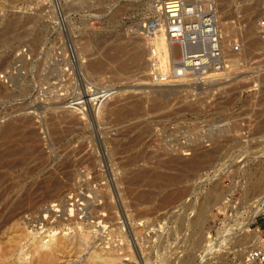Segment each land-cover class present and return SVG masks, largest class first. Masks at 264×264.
<instances>
[{"label": "rangeland", "instance_id": "1", "mask_svg": "<svg viewBox=\"0 0 264 264\" xmlns=\"http://www.w3.org/2000/svg\"><path fill=\"white\" fill-rule=\"evenodd\" d=\"M162 1L0 0V125H19L0 146L19 153L0 167V264H95L94 250L114 264H249L264 238L259 214L244 226L264 200L251 191L264 180V0H214L225 48L242 49L222 79L155 86L144 27ZM205 198L209 217L191 225ZM50 231L68 244L44 256L34 245ZM233 232L260 240L238 258L222 248Z\"/></svg>", "mask_w": 264, "mask_h": 264}, {"label": "built area", "instance_id": "2", "mask_svg": "<svg viewBox=\"0 0 264 264\" xmlns=\"http://www.w3.org/2000/svg\"><path fill=\"white\" fill-rule=\"evenodd\" d=\"M158 1L154 0V3ZM159 7L164 16L162 32L169 45V60L167 67L159 61V50L154 43L157 20L151 18L144 30L149 41L147 74L152 83L171 84L174 80L190 77L194 84L201 85L208 81L204 77L210 70L222 72L227 69L214 0L194 1L186 5L183 0H163ZM255 31L264 51V3L255 22ZM240 48V43L234 41L232 51L238 52ZM105 89L108 88L100 87L88 92L101 95ZM259 219L264 227V210L259 213ZM246 259L249 264H264V238L248 250Z\"/></svg>", "mask_w": 264, "mask_h": 264}, {"label": "bare ground", "instance_id": "3", "mask_svg": "<svg viewBox=\"0 0 264 264\" xmlns=\"http://www.w3.org/2000/svg\"><path fill=\"white\" fill-rule=\"evenodd\" d=\"M183 2H184V0H183ZM70 3V2H69ZM184 4H185V2H184ZM187 4V3H186ZM185 4V5H186ZM66 12V11H65ZM163 18H164V16H163V12L161 11V13H160V17L158 18V20H157V30H156V39H157V44L155 45L156 47H157V49L159 50V61L160 62H163L164 63V65L165 66H167L168 65V52H169V45H168V42H167V40L165 39V37H164V34H163V32H162V30H163V26H162V23H163ZM248 18H250V16H248ZM217 21H218V24H219V26H220V29H221V33L223 34L224 32H226V30L228 29L227 28V25H226V22L224 23H221V22H219V20H218V18H217ZM222 25V26H221ZM231 25V24H230ZM230 25H228L229 27H230ZM223 28V29H222ZM250 28V27H249ZM230 29V28H229ZM251 29V28H250ZM250 29H246V32L247 33H251L250 31ZM231 33H233V32H231ZM244 33H245V31H244ZM231 37V36H230ZM228 39H230L228 36H226V37H223V40H222V49H223V52H224V57H225V59H226V63L228 64V67H227V69H225V70H223L222 72H216V71H214V70H210L208 73H207V75L204 77V78H208L207 80H220V79H222V77H224V75H226V74H228V71H229V66L231 65V63H233L234 65L235 64H237V62L239 61V58H237L236 56L235 57H232V58H229V54H228V52H230V53H234V54H237V53H239L242 49L240 48V51H238V52H234V51H232V49H230V51L229 50H227L226 48H225V44L227 43V41H228ZM257 43H259V44H262L261 43V41L259 40V38L257 37ZM248 42V41H247ZM252 42V41H251ZM240 43V42H239ZM82 44V43H81ZM250 44V43H249ZM255 44V43H254ZM253 44V45H254ZM252 45V44H251ZM259 46V45H258ZM74 47V46H73ZM253 47V46H252ZM50 49V48H49ZM114 49V48H113ZM117 49H119V50H121L120 48H117ZM253 48H251V50H252ZM118 50V51H119ZM254 50V49H253ZM115 51H117L116 50V48H115ZM135 52V55H134V59H135V61H137V60H139L140 59V56H142V52L140 53V51H134ZM252 52V51H251ZM113 53H114V50H111L110 51V54H112L113 55ZM116 54H117V52H116ZM116 54H114V55H116ZM120 53H118V55H119ZM263 54H264V51H263ZM107 55V54H106ZM122 55H123V53H122ZM238 55V54H237ZM115 58V57H114ZM106 59V58H105ZM111 59H113V58H111ZM22 60V59H21ZM99 60V59H98ZM103 60V59H102ZM97 62V61H96ZM102 61H99V64H102L101 63ZM108 62V61H107ZM95 63V62H94ZM123 63V62H122ZM145 63V62H144ZM258 63V62H257ZM92 65V64H91ZM95 65H97V64H94V65H92V67L94 66L95 67ZM103 65V64H102ZM138 65V64H137ZM233 65V66H234ZM86 67V66H85ZM95 68H97V67H95ZM123 68V67H122ZM10 69V68H9ZM84 69V68H83ZM89 69V68H88ZM98 69V68H97ZM85 70V69H84ZM56 71V70H55ZM86 71V70H85ZM84 72V71H83ZM87 75V74H86ZM58 76V75H57ZM149 78V77H148ZM215 78H217V79H215ZM15 79V78H14ZM105 79V78H104ZM2 81V80H1ZM62 81V80H61ZM13 82V81H12ZM71 82V81H70ZM150 82V81H149ZM45 84V83H44ZM51 84V83H50ZM143 85L145 84V85H147V86H152V84L151 83H147V82H145V83H142ZM141 84V85H142ZM151 84V85H150ZM43 85V84H42ZM153 85H155L154 83H153ZM48 86V85H47ZM156 86V85H155ZM64 89V88H63ZM69 91V90H68ZM50 93V92H49ZM86 94H84V96H85ZM109 96H111L110 94H108ZM91 96V95H90ZM105 97V96H104ZM93 98V97H92ZM110 99V98H109ZM92 100V99H91ZM93 101V100H92ZM92 101H90L91 103H92ZM51 102V101H50ZM83 102H84V100H83ZM89 102V103H90ZM66 103V102H65ZM67 103H70V102H67ZM82 103V102H81ZM88 103V104H89ZM97 103V102H96ZM96 103H93V104H90V105H92V110H91V112L92 113H94V112H96V114H100V112H101V107H100V105L98 106ZM84 103H82V105H83ZM67 107H64V108H66L67 110H68V108H72L73 109V106L72 107H69L68 105H66ZM61 107V106H60ZM82 107V106H81ZM89 107V106H88ZM83 108V107H82ZM104 108V107H103ZM76 109V108H75ZM103 111H104V109H103ZM102 111V112H103ZM82 113V112H81ZM61 114V113H60ZM92 115V114H91ZM100 116V115H99ZM47 117V116H46ZM19 121V120H18ZM102 121V120H101ZM223 121H225V120H223ZM222 121V122H223ZM26 122V121H25ZM69 123V122H68ZM110 123V122H109ZM212 123V122H211ZM218 123V122H217ZM231 123V122H230ZM120 124V123H119ZM214 124V123H213ZM212 124V125H213ZM261 124V123H260ZM22 125V124H21ZM201 125V124H200ZM215 125V124H214ZM233 126V125H232ZM235 126V125H234ZM209 127V126H208ZM214 127V126H213ZM19 128V125L16 123V122H14V121H6L3 125H0V146H2V145H6V144H8L9 143V140H10V138H11V136L13 135V133L17 130ZM207 128V127H206ZM234 128V127H233ZM197 130V129H196ZM208 130V129H207ZM234 130H236V129H234ZM233 130V131H234ZM18 131V130H17ZM16 131V132H17ZM198 131V130H197ZM203 131V130H202ZM30 132V131H29ZM207 132V131H206ZM234 132H236V131H234ZM204 133V132H203ZM204 134H206V133H204ZM189 135V134H188ZM191 135V134H190ZM233 135H235V134H233ZM241 135V134H240ZM232 137V136H231ZM204 138V137H203ZM189 139V138H188ZM261 139V138H260ZM175 142V141H174ZM173 142V143H174ZM54 143V142H53ZM15 145V144H14ZM14 145L12 144H10V146H6V148H5V151L3 152V151H1V153H0V167L1 166H4L5 164L7 165V166H4V168H7L9 165H11L12 166V164H9L10 162H5V160H6V158H8V157H15L16 155H17V153H18V150H16L15 148H14ZM183 149V148H182ZM181 150V149H180ZM186 150V149H185ZM184 151V150H183ZM19 152H20V150H19ZM83 153V152H82ZM19 154V153H18ZM111 155V154H110ZM79 157V156H78ZM170 160H169V163H174V161L176 160V158H169ZM18 161V160H17ZM13 162V161H12ZM19 162V161H18ZM194 162H196V161H194ZM5 163V164H4ZM178 163V162H177ZM180 163V162H179ZM9 164V165H8ZM184 166H186V165H184ZM10 167V166H9ZM193 167V166H192ZM7 170V169H6ZM60 171V170H59ZM260 171V170H259ZM3 174V173H2ZM7 175V174H6ZM263 175V174H262ZM2 176V175H1ZM1 176H0V178H1ZM56 176V175H55ZM191 176V175H190ZM2 177H4V176H2ZM257 177V176H256ZM48 178H51V177H48ZM83 178V177H82ZM258 178V177H257ZM260 178H262V177H260ZM50 179H48V181H49ZM56 180V179H55ZM45 181V183H47L46 182V180H44ZM170 182V181H169ZM256 182V181H255ZM57 183V182H56ZM42 184H44V183H42ZM58 184V183H57ZM42 188V187H41ZM264 188V180H259V181H257L256 183H254V185L252 186V189H251V191L253 192V193H255V192H258V191H260V190H262ZM8 190V189H7ZM7 192V191H6ZM5 192V193H6ZM0 195H1V193H0ZM216 195V194H215ZM62 197V196H61ZM3 198V197H2ZM10 200V199H9ZM13 202V201H12ZM200 203H202V205L201 204H199V205H201L200 206V208H199V210H198V213H196L197 215H196V217L194 216V220L192 219V223H191V225H195L198 221H200V220H206L208 217H209V215H210V207L212 206V203L213 202H211V199H208V198H205L204 200H203V202H200ZM99 204V203H98ZM197 208H198V206H197ZM188 209V208H187ZM264 210V200L261 202L260 201V203H259V205H257L256 207H255V209H253L252 210V212H251V215H250V217H249V219L247 220V222H246V224L244 225V226H249V224L251 223V222H253V220L255 219V217L259 214V213H261L262 211ZM70 228V227H69ZM33 230V229H32ZM51 230V229H50ZM68 231V230H67ZM245 231V230H244ZM36 233V232H35ZM34 233V234H35ZM234 234H235V232H233ZM237 233V232H236ZM31 234H32V232H31ZM33 234V235H34ZM67 234V233H66ZM95 235V234H94ZM125 235V234H124ZM68 236L66 235V239H68L67 238ZM63 237H58V236H56L54 233H51V231L49 232V233H47V236L46 237H42V238H39L36 242H35V251L36 252H42V254L45 256V255H47V256H50L49 254H52V252H55L57 249H58V247H61V245L63 246V244L66 246L68 243H66L67 241L66 240H63L62 239ZM106 239V238H105ZM260 240V238H259V236H251L250 234H248L247 232H242V234H238V235H234V236H230V238L229 239H227L224 243H222L223 244V246H222V248L224 247L225 249H226V251H228V250H230L231 252H233L234 254H236L237 255V257L238 258H242V256L244 255V251L246 250V249H248L250 246H252V243H254L255 241L257 242V241H259ZM70 241V240H69ZM261 241V240H260ZM197 242H198V239L196 238V237H193L192 238V241H191V243H189V244H186V243H184V249L185 250H191V249H194L195 248V246L197 245ZM66 243V244H65ZM116 245V244H115ZM221 245V244H220ZM219 245V246H220ZM128 246V245H127ZM126 246V247H127ZM64 247V246H63ZM119 247V246H118ZM129 247V246H128ZM221 248V249H222ZM126 249V248H125ZM93 250V249H92ZM113 250V249H112ZM249 250V249H248ZM248 250L247 251H245V255H246V253L248 252ZM113 251H115V250H113ZM59 252V251H58ZM93 252V253H92ZM91 253H90V258H92V259H99L98 261L99 262H95V264H114V261H110V260H108L109 258H107V260H105L104 258H101V256L100 255H98L96 252L97 251H92ZM100 252V251H99ZM26 254V253H25ZM37 254V253H36ZM24 254H22L21 255V257L23 256ZM104 257V256H103ZM111 257V256H110ZM114 257V256H113ZM246 259V258H245ZM239 260H241V259H239ZM113 262V263H112Z\"/></svg>", "mask_w": 264, "mask_h": 264}]
</instances>
